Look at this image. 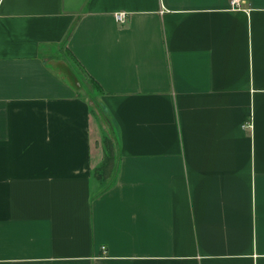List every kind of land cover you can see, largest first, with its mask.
<instances>
[{"label":"crops","instance_id":"obj_1","mask_svg":"<svg viewBox=\"0 0 264 264\" xmlns=\"http://www.w3.org/2000/svg\"><path fill=\"white\" fill-rule=\"evenodd\" d=\"M229 1L0 0V264H264V0Z\"/></svg>","mask_w":264,"mask_h":264},{"label":"trees","instance_id":"obj_2","mask_svg":"<svg viewBox=\"0 0 264 264\" xmlns=\"http://www.w3.org/2000/svg\"><path fill=\"white\" fill-rule=\"evenodd\" d=\"M64 57H62L63 58V61H64V64L66 65L65 67H66V73L69 75H67L70 79H72L71 81L74 83V81H77L78 82V84L79 85H82V82H81V79L79 78V75L81 74V76H83L87 81H91L92 83H93V81L91 80V78H87V77H85L83 74H82V72H81V70L80 69H77V68H75V64H74V61L72 60V56L70 55V53L68 52V51H66V52H64ZM76 73H78V74H76ZM94 84V83H93ZM96 92H97V90H96ZM98 93V92H97ZM92 98V97H91ZM94 103H96L95 102V100H92ZM97 104V103H96ZM98 105V104H97ZM102 108L100 107L98 110H99V113H102V110H101ZM90 110H91V108H90ZM98 119H99V114H98ZM102 140H103V143H104V149H105V151H106V149H107V153L109 154L110 153V151L112 150L111 149V147H112V143H111V135L110 134H107L106 132L104 133H102ZM108 157V156H107ZM112 181L113 180H110V182L109 183H107V185H105L103 188H101L100 190L102 191V190H104V189H106L107 188V186L109 185V184H111L112 183ZM99 190V191H100Z\"/></svg>","mask_w":264,"mask_h":264},{"label":"rangeland","instance_id":"obj_3","mask_svg":"<svg viewBox=\"0 0 264 264\" xmlns=\"http://www.w3.org/2000/svg\"><path fill=\"white\" fill-rule=\"evenodd\" d=\"M60 55H61L60 53L56 54L57 57H59ZM60 57H63V56H60ZM53 60L54 59H52V62H53ZM76 74H78V73H76ZM79 78L81 79L82 85L79 86L78 91L81 93L82 96H84L88 99L89 106H91L92 114L95 115L96 121H98L100 123V125H99V127H101L100 129H102V131L104 132L105 131L104 129L108 126V124L106 125L108 120H107L106 115L103 111H102V113H100L99 119H98V114H99L98 109L100 108V106L96 104L97 103L96 88L91 81H87L83 76H81V74L79 75ZM92 100H95L96 103H94ZM101 123H103L104 129L102 128Z\"/></svg>","mask_w":264,"mask_h":264},{"label":"built area","instance_id":"obj_4","mask_svg":"<svg viewBox=\"0 0 264 264\" xmlns=\"http://www.w3.org/2000/svg\"><path fill=\"white\" fill-rule=\"evenodd\" d=\"M237 2L238 0H230L229 1V4L234 6V5H237ZM125 15L126 13L124 11H116L114 14H113V17L114 19H116L117 21L119 22H123L125 19Z\"/></svg>","mask_w":264,"mask_h":264},{"label":"water","instance_id":"obj_5","mask_svg":"<svg viewBox=\"0 0 264 264\" xmlns=\"http://www.w3.org/2000/svg\"><path fill=\"white\" fill-rule=\"evenodd\" d=\"M65 78H67V79H68V80H70V81L72 80V79H70L68 76H67V77H65Z\"/></svg>","mask_w":264,"mask_h":264}]
</instances>
